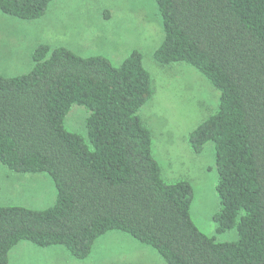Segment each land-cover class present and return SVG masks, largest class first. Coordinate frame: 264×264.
I'll return each mask as SVG.
<instances>
[{
    "label": "trees",
    "instance_id": "trees-1",
    "mask_svg": "<svg viewBox=\"0 0 264 264\" xmlns=\"http://www.w3.org/2000/svg\"><path fill=\"white\" fill-rule=\"evenodd\" d=\"M54 0H0V12L42 17ZM160 66L183 63L219 92L214 114L187 137L200 154L211 143L220 209L216 242L190 217L186 180L166 183L138 115L153 96L142 56L118 66L63 47L38 45L30 72L0 75V164L14 174H46L54 203L42 210L0 206V264L20 242L63 247L76 260L104 234L122 232L165 264H264V0H153ZM84 107L86 136L68 132L71 107Z\"/></svg>",
    "mask_w": 264,
    "mask_h": 264
},
{
    "label": "rangeland",
    "instance_id": "rangeland-1",
    "mask_svg": "<svg viewBox=\"0 0 264 264\" xmlns=\"http://www.w3.org/2000/svg\"><path fill=\"white\" fill-rule=\"evenodd\" d=\"M153 0H54L44 15L25 21L0 12V75L17 77L31 71V54L40 44L63 47L87 58L100 56L118 66L133 51L151 77L153 96L138 115L150 130L152 155L166 183L186 180L193 190L190 217L197 229L216 242L237 240L235 230L216 233L219 211L215 190L214 149L204 145L193 153L187 137L214 114L219 92L193 67L183 63L160 66L153 53L162 41ZM88 112L74 105L64 120L68 132L86 136ZM55 200L46 174H14L0 164V206L32 210L50 207ZM8 264H165L152 248L130 236L111 231L99 237L84 260H76L60 246L38 248L20 242L8 254Z\"/></svg>",
    "mask_w": 264,
    "mask_h": 264
}]
</instances>
